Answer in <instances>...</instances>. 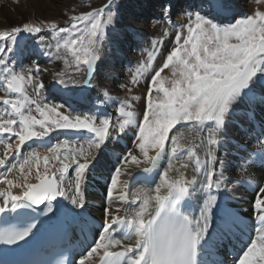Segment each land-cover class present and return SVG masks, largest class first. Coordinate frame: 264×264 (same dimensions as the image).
Returning a JSON list of instances; mask_svg holds the SVG:
<instances>
[{
    "label": "snow or ice",
    "instance_id": "1",
    "mask_svg": "<svg viewBox=\"0 0 264 264\" xmlns=\"http://www.w3.org/2000/svg\"><path fill=\"white\" fill-rule=\"evenodd\" d=\"M207 6L206 14L189 12L183 25L171 23L170 7L162 9L160 20L174 30L171 45L164 52L163 41H152L147 63L130 81L137 86L144 79V94L130 98L143 105L138 114L128 100L113 104L118 124L106 107L77 113L67 101L50 102L53 90L38 63L24 66L26 58L43 55L64 65L55 84L92 87L102 45L120 28L115 0L68 16L65 26L41 20L0 31V221L6 224L9 214L16 221L0 227V264H35L7 257L25 250L65 201L83 215L94 174L107 181L108 204L95 238L71 264H227L216 255L233 241L243 246L231 264H264V181H247L255 222L245 223L227 205L234 198L225 176L231 162L218 155L232 113L264 107V12L223 23L232 10L227 0H207ZM166 69L170 77L161 76ZM103 95L106 104L111 97ZM259 122L261 151L247 160L238 151L236 166L244 171L247 165L264 170V119ZM129 130L133 147L97 172L114 131L127 136ZM69 131L78 138L49 142L53 133ZM186 135L198 142L183 143ZM134 184L144 187L134 191Z\"/></svg>",
    "mask_w": 264,
    "mask_h": 264
},
{
    "label": "bare ground",
    "instance_id": "2",
    "mask_svg": "<svg viewBox=\"0 0 264 264\" xmlns=\"http://www.w3.org/2000/svg\"><path fill=\"white\" fill-rule=\"evenodd\" d=\"M55 1H60V0H55ZM63 1H64V5L69 7L70 5L76 4V3H78V1H81V0H63ZM100 1L102 2V0H100ZM153 1L154 0H124V2H123V6H124L123 15L124 16L120 20V29L125 28V32L122 31V32H120L121 33L120 35L118 34V36H116V40L120 41V43H124V46L123 45L120 46V43H118L119 45H117V42L115 43V45H116L115 47H116L117 52L115 53L113 58L116 59V61L122 60V58H124L130 52L132 55H134L133 49L126 48L129 43H131V45H133V46L135 44V48H136L135 50L138 51V52H135V54H140L141 56H144V53H147V49H148V51H150L152 49V41L156 40V37L151 35L152 29L150 28V26H146L145 24H141L139 21L137 22L135 19L138 18V19L145 20L148 17V15H150V11H154V9H156V8H154L155 5L153 7L151 6V3ZM158 1H161V0H158ZM190 1H193V0H190ZM32 2L34 3L33 5L37 6V8L38 7L41 8L39 0H32ZM52 3L53 2L51 0L48 4L42 3L43 4L42 9L45 11L49 10L52 7L51 6ZM175 6H178V4H175ZM229 6L232 7L231 5H229ZM238 7H240V6H238ZM172 10L174 11V9H172ZM232 10H234V9L232 8ZM157 12L163 14V11H161V10H157ZM234 14L235 13L232 14V12H229V13L225 14V17H229V16L234 15ZM173 22L181 23L180 17H176V19ZM148 35H151L150 36L151 38H149ZM132 38L133 39L135 38L134 39L135 41L133 40L134 42L133 41L130 42V40ZM161 39L164 43L166 42V44H164L165 48H163V51H165L166 49H168V44L170 43L171 36L166 37L164 35L161 37ZM122 46L125 47V49H123ZM132 55H129V56H132ZM33 57H35L34 58L35 62L38 61L39 58H40V60L44 59L43 55L33 56ZM134 60H136V59H134ZM59 62H57L56 64H59ZM122 63H124V62H122ZM62 65L63 64H59L57 67H53V65H52V66H49L48 69H49V71H53L55 73V72H57L63 68ZM102 67H104V70L102 69ZM120 67H122V68H120V70H119V67L115 63H111V62H107L101 67L99 66L100 70H103L104 75L108 74L107 75L108 76V79H107L108 83L107 82L106 83L109 84L110 89H112L111 90V96L113 98H116V100H119L120 96H117V93L120 90H118L117 87L115 88L114 86H116L115 84H117V85L120 84V82L123 79L116 76L114 74L115 71L119 72L120 74L122 73V76L126 78L127 75H124V73L127 70H128V72L131 71L129 73L133 74L135 72V69L137 68L135 66H134L135 67L134 68L133 66H131L129 64L128 65L122 64ZM148 76H149V74L146 73L145 77L147 78ZM129 77H128V79H130ZM131 77H132V75H131ZM143 80L144 79H141L139 85L142 84ZM139 85H137V86H139ZM52 86L53 87L50 88L53 90L52 94L57 95L56 93L60 92L59 88H61V87L57 86V84H55V82H53ZM134 87H136V86H134ZM56 88L59 89V91H56L55 90ZM262 94H264V93H262ZM73 97H75V99ZM67 99L69 101L74 102L75 103L74 105H76L77 107L80 103H83L82 105H85V106L91 105V103L89 102L90 99L87 98L88 101L87 100L85 101L77 93L76 94L74 93V94H72V96H69V97L67 96ZM140 102H143V101L141 100ZM106 103L110 106V103L112 104V101L108 100ZM253 111L255 112V118H253V116H252ZM249 118L251 120H253L254 122H259L260 118L264 119V107H262L259 103H257V105L254 106V108H252L251 110L249 109V107H241L238 109V111H236L235 113H232L231 120L228 123L227 135L225 138L221 139L220 145H218V155L221 158H224V159L231 162V167L227 171H225V176L227 177L228 181L230 182L229 186L233 188V191L227 193V195L230 197H234L232 199H235V200H240L243 197H247V199H249V201L253 199L252 194L246 195L244 190L242 188H240L235 183L236 180L246 181V183H247L248 179H250V178L253 180L264 181V171L259 169L258 167L248 166L247 171H244L242 169H237V166H236L238 163H241V161L238 160V151L240 152V154H242V151L238 148V146H241V144L242 145L249 144L250 141L252 140L251 137L247 136L249 133L248 130L252 129V125H251ZM114 124H118V121H116V123H114ZM70 132L71 131L53 133L52 139L50 141L51 142H57V140H63L65 138H70V139L78 138V136L76 137L75 134L73 136H71ZM129 132H130V130H129ZM129 132H128V136H122L118 131L117 132L114 131L113 138H115V139H118V138L121 139L122 138L123 140L128 141L129 146L127 148H132L133 145H131V144H133V143L131 141L133 140V134L129 135ZM119 139L117 140V142L120 141ZM189 142L195 143L198 141H194L192 139V137L186 135L183 143L188 144ZM29 143H31V142H29ZM113 145L114 144H111V145L108 144V146L112 147L114 150L119 149L116 146L114 147ZM0 149L3 150V147L0 146ZM28 149L29 148L26 146L23 149V151L24 150L26 151ZM122 151H123V148H120L118 151L111 150L108 152L110 154H112L113 156L118 157L121 155ZM0 155H2L1 152H0ZM200 155H201V158H203L202 152L200 153ZM242 155L244 156V154H242ZM9 159L12 160L13 162H15L14 157H11ZM105 159H106V157L102 158L101 163L98 165V166H100V170L98 169L99 171H97V172L101 171L100 173H102V171H104L108 167L107 166L108 161H105ZM138 174L142 175V173H139V172L135 173V170H133V175H138ZM16 175H19V173H16ZM186 175L189 177L192 175V172L190 169L186 172ZM10 178H13V177H10ZM89 180H93V182L99 186V188L103 192V195L99 196L97 192H95V191L92 192V191L88 190L87 186H85L84 196L86 199V209L83 210V213L86 215H91L97 219L102 220L103 209L108 204V201L106 199V189H105V185H106L107 181L102 177V175H99V174H94V175L90 176L88 181ZM0 187H3V186H0ZM143 187H144L143 184H134L133 190L135 191V190L143 188ZM230 200L231 199H229L227 201V205L236 204V203L233 204L232 201H230ZM65 205H66L67 211L70 214L71 213L74 214L75 216H77L76 215L77 212L81 211L79 209H73L72 206L70 204H68L66 201H65ZM239 209H241V208H239ZM241 210L244 213L249 214L251 212L250 203L248 202L247 204H244L243 209H241Z\"/></svg>",
    "mask_w": 264,
    "mask_h": 264
},
{
    "label": "rangeland",
    "instance_id": "3",
    "mask_svg": "<svg viewBox=\"0 0 264 264\" xmlns=\"http://www.w3.org/2000/svg\"><path fill=\"white\" fill-rule=\"evenodd\" d=\"M39 1H40L41 8L40 7L37 8V6L33 5L34 3L32 2V0H7V1L6 0H0V10H1L0 11V31L8 30L11 26H21L25 22L38 23L41 20H43L44 22H55L59 26H65L67 21H68V16L80 15L82 12L89 11L95 7H99L103 3L106 2V0H102V2L100 0H81V1H78V3L70 5L68 7V6L64 5L63 0H60V1L51 0L53 2L51 5L52 7L49 10L45 11L42 9V5H43L42 3L48 4L50 2V0H39ZM202 1L206 2V5L201 6L202 8H200L198 12H200L201 14H206V13H208L207 0H198V2H202ZM123 2H124V0H115L116 5L118 6V12H119L120 20L124 16L123 15V12H124ZM227 3L232 6L231 9L232 8L234 9V10H231V12H232V14L235 13V15H232L231 18L233 16H235L236 18H244L248 15H253L256 11L264 12V0H259V2H257V0H227ZM238 6H240V7H238ZM172 12H173V10H172ZM187 15H188V13H185L184 18L181 19V23H178V25H183L184 23L187 22ZM147 18L145 20L138 19V18L135 20L137 22L139 21L141 24H145L146 26H150V28L152 29L151 35L155 36L156 40L162 41L161 37L164 36L165 32L169 33V35L166 37L171 36V40L173 39V37H174V30L173 29L170 30V28L167 25H165L163 23H159V21H161V20L158 19V17L157 18H151L150 17L148 19ZM208 18H211V15H209ZM230 19H227L226 22L225 21H222V22L227 23ZM217 22H221V21L218 20ZM122 31L125 32V28H121V29L119 28V30L117 32L112 34L111 40L105 42L102 45V48H101L102 62H99V64H98V71L95 74L92 86H93V89L95 91H97L100 95H102L103 97H104L103 93L105 91H107L109 93V96L111 97L110 100L112 101V104L110 103L109 109L114 111V113L116 111H115V108L113 107V104H116L118 106L120 101L128 100L129 102H131L133 104L134 111L138 112V114H139L140 109L143 105V102H140L141 100L133 101L130 98L132 96L139 97V96H142L144 94V92H145L144 80L142 81L141 85L134 87L130 83L132 74L129 72H131V71L128 72V70H127L124 73V75H127L126 78L122 76V73L120 74L119 72L115 71L114 74L116 76H118L119 78L123 79L120 82V84H118V85L115 84L116 86H114L115 88L117 87V89L120 90L117 93V96H120L119 100H116V98H113L111 96V90L112 89H110L109 84H107L108 83L107 82L108 81L107 80L108 74L104 75V73H103L104 67H102L103 70H100V68H99V66L101 67L107 62L115 63L119 67V70H120V68H122V67H120L122 64L123 65L129 64L133 67L134 66L138 67L142 63H147V54L149 52L148 49H147V53H144V56H141L140 54H135V52H134V55H132L130 52L124 58H122V60L116 61V59L113 58L115 53L117 52L116 47H115L116 46L115 43L117 42V45H119L118 43H120V41L116 40V36H118V34L120 35L121 34L120 32H122ZM151 35H148V37L151 38L150 37ZM30 39L33 40V46L37 47V51H39L38 46L35 44V38H30ZM133 40L134 39L132 38L130 40V42ZM171 40H170V43L168 44V49H166L164 52H167L169 50V47L171 45ZM164 44H166V42ZM121 45L124 46V43H120V46ZM129 45H131V43H129L128 46ZM129 48L135 49V44H134V46L132 45ZM163 48H165V46ZM123 49H125V47H123ZM136 52H138V51H136ZM129 55H132V56H129ZM43 58H44L43 60L38 61L36 63H38L41 72L44 74L43 79H44L45 84L50 89L53 87L52 85L54 82L53 81L54 72L49 71L48 67L52 66V65H53V67H57L59 64H62V62L57 61V62H59V64H56L57 63L56 61L53 63V62H49L47 57L43 56ZM134 59H136V60H134ZM122 62H124V63H122ZM31 64L32 63H28V64L26 63V64H24V66L30 67ZM62 67H64V65H62ZM161 76L162 77H164V76L170 77V72L166 69L165 72L161 73ZM128 77L130 79H128ZM57 86L61 87L60 89H63V91H66L68 93V95H72L74 93L75 94L76 93L77 94L83 93V89H82L81 84H78V85H73V84L70 85L69 84L67 88L63 87L62 85H57ZM129 88H131V91L128 90ZM91 96H93V95L91 94ZM85 100H87V99H85ZM50 102L62 103V102L57 101V100H53ZM82 104L83 103H80L79 105H82ZM82 106H85V105H82ZM233 113H235V111ZM115 118L116 117L113 116V121H112L113 124L115 123ZM127 136H128V134H127ZM13 139H15V138H13ZM131 145H133V144H131ZM2 151L3 150L0 149L1 154H3ZM150 154H154V153H150Z\"/></svg>",
    "mask_w": 264,
    "mask_h": 264
}]
</instances>
